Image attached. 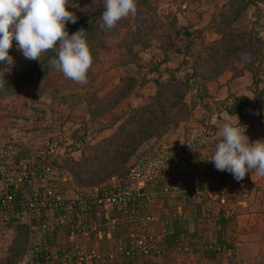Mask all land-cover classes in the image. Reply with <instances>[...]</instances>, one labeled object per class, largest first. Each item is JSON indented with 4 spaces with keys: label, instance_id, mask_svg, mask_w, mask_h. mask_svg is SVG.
<instances>
[{
    "label": "rangeland",
    "instance_id": "374dc122",
    "mask_svg": "<svg viewBox=\"0 0 264 264\" xmlns=\"http://www.w3.org/2000/svg\"><path fill=\"white\" fill-rule=\"evenodd\" d=\"M91 1L83 0L78 8L86 9ZM231 1L149 0L154 12L158 15L156 17L162 22L161 28L170 32L172 44L169 42L171 47L164 50L163 45L167 44V41L153 37L150 40V44L146 47L139 43H134L130 49L128 48L127 41L124 40L125 36L129 35L136 24H144L146 14H149L148 10L143 6L146 14H130L127 19L122 20L118 24L116 30L118 32V41L116 44L108 48L98 49L97 53L92 54L93 63L87 73L86 84L73 82L65 78L61 72L53 70L47 76L40 78L35 84L21 88L17 94L0 99V143L12 141L11 143L18 148L15 155L20 153L18 158L23 160L27 159V156L32 155L34 149H37L42 142L47 141L48 138L57 137L60 140V149L63 151L61 155H68L73 158L63 159L61 157L59 159V166L67 179L64 193H72L73 187L71 185H79L76 183L74 174L68 164L72 160L81 159L79 164L87 169V159L82 158L88 155L89 157H94L92 154L96 153L97 149L93 144L99 143L105 136L117 130V126L126 117V111L130 106H139L149 102L151 95L156 92L158 81L164 83L172 77L183 80L182 75L188 70L191 73L187 80H191L193 75L191 63L194 53H196L197 49L204 52L209 50L211 41L220 35L219 32L212 28L211 23L219 18L220 13L229 7ZM172 15H175V19H172ZM241 18L249 27L254 28L256 34L261 38L264 48V0H256L250 3ZM184 27L192 31V33L190 35L184 34ZM176 28L181 33L176 32ZM13 47V50L17 49L15 41H13ZM174 47H178L180 51H175ZM128 50L137 53L138 57L134 59L135 61L128 60V54H130ZM256 67L258 68L257 77L263 78L264 62H256ZM128 72L136 75V83L133 90L120 102L110 106L109 102H107L109 99L108 93L120 81V76ZM231 73L230 70L224 69L219 76L212 80L203 79V81L201 80L197 83L193 79L192 85L187 89L184 97L189 105L187 116L181 119L177 126L170 127L168 131L158 138H151L148 142L141 144L137 151L149 145L155 139L163 142H173L182 139L194 129L215 130L217 132L223 123L230 118L231 114L226 111V107L233 102L235 97L239 95L252 96L255 91L253 81L256 80V75H254L253 69H245L242 74L237 76H232ZM171 82L172 80L166 84L169 85ZM262 83V80L258 81L259 86ZM37 91H39V94L35 96L34 93ZM198 92L202 94V98L197 97ZM259 105L260 111H258ZM259 105L258 107L245 106L242 108V112L237 114L241 123L247 126L246 134L253 141L264 139V98ZM106 106H108L107 110L100 112V108ZM82 137H84V142L81 139ZM210 151L211 148L208 147L192 153V155L195 154L194 158L197 162L195 161L187 169L188 175L191 179L206 184L221 180L228 185V172L217 171L212 162L205 160L206 153ZM30 157L31 159H37L35 155ZM131 158L127 159L126 163H129ZM89 163L91 162L89 161ZM85 167L80 168L84 171ZM92 169H94L93 171L96 169L94 164L87 170L90 175L80 172L84 177V185L82 187L88 186L92 179L91 176L100 177L101 174L96 170L97 175H95V173H92ZM254 174L255 172L250 174L248 181L242 187L229 188L228 185L230 191L224 196V203L225 205H234L237 202V205L235 204L237 210H235L234 214L229 216V213L226 215L223 212L222 215H216L214 212H217L218 209L214 205L215 203L206 201V211H204L206 216L198 220V224L204 225L206 229L203 234L209 235L210 240L213 241L215 239L220 244L221 261L210 257L204 258L202 262H197L198 260L196 259L201 251L199 248L204 243V239L195 238V240H191L190 236L185 234L183 239H187L194 245L193 252H188L189 257L184 256L183 253H187L185 251L182 253L169 249L166 251L167 253L159 257L161 263L246 264L243 256L244 248H246L244 245L245 239L243 238L245 233H241V227L240 229L238 228V217L235 216L242 212L238 206L242 203L241 196L251 200L252 205L249 206L251 212L256 210L257 202L254 200L256 199L254 188L255 185L258 187L259 184L253 183L259 181H252ZM113 176L116 178L113 179ZM120 181V176L114 174L101 181L98 185ZM157 200L154 204L165 206L163 207L165 210L170 208L174 201L165 197H159ZM184 201V199H180V203L184 204ZM195 204V202L190 200L187 201L185 206L192 211V209H196ZM212 209H214V212ZM155 210L158 211L157 208ZM247 220H250V216H248ZM3 223L5 222H0V261L7 256L8 248L11 245L16 242L23 243L20 237V240L16 239L17 235H21V233L17 232V225ZM239 225L245 224L242 222ZM219 227L223 229L222 236L224 239L222 242L218 240L216 232ZM57 240H62V237L60 236ZM253 241H249L248 249L255 247V249L259 250L258 241L256 245L252 243ZM24 242L25 254L33 252L37 244H30L25 236ZM63 242L68 247L71 240L68 243L66 235H63ZM96 243L103 245L104 242L100 238L96 239ZM172 244L168 242L169 246H172ZM209 244H205V246L207 245L206 249L210 247ZM51 248L52 250L55 249L54 247ZM173 253H179V255L175 258L172 256ZM22 257L17 258L15 264H28L22 262ZM65 263H69V261L65 260ZM53 264L59 263L54 262Z\"/></svg>",
    "mask_w": 264,
    "mask_h": 264
},
{
    "label": "built area",
    "instance_id": "2783aa9c",
    "mask_svg": "<svg viewBox=\"0 0 264 264\" xmlns=\"http://www.w3.org/2000/svg\"><path fill=\"white\" fill-rule=\"evenodd\" d=\"M216 133L194 129L173 142L153 141L130 160L126 185H71L70 194L64 193L67 179L53 162L63 152L57 137L48 138L34 149L30 156L37 159H16L18 148L12 143H0V222L25 225L29 243L37 244L33 252L23 254L22 262L28 264H63L65 260L69 261L65 264H122L123 255H135L139 259L137 264H153L169 249L193 252L194 245L187 239L181 238L169 246L165 227L155 233L150 231L159 217L143 208L147 201H155L160 192L170 200L187 195L195 203H218L223 199L225 181L206 184L190 179L187 173L189 166L197 162L192 154L187 158V152L210 147L205 160L209 159L215 150ZM160 181L159 189L155 184ZM87 200L100 208L94 216L85 205ZM224 212L233 214L235 208L229 206ZM176 213L186 215L180 202L176 211L166 209L167 217L161 222L171 223ZM118 226L131 228L128 242L120 235H112ZM65 234L68 243L71 240L68 247L63 244ZM44 236L54 238L55 242H42ZM100 238L103 245L96 243ZM210 246L221 248L215 239Z\"/></svg>",
    "mask_w": 264,
    "mask_h": 264
},
{
    "label": "trees",
    "instance_id": "16d2710c",
    "mask_svg": "<svg viewBox=\"0 0 264 264\" xmlns=\"http://www.w3.org/2000/svg\"><path fill=\"white\" fill-rule=\"evenodd\" d=\"M255 1L256 0H232L229 7L220 13L219 18L212 21V28L219 32L220 35L211 41L209 50L204 52L200 49H197L196 53H194L191 63V67L193 68L191 80L183 81L179 78L172 77L170 78L172 82L169 85L166 83H168L170 80H167L164 83L162 81H158L156 92L155 94L151 95V100L149 102L139 106H130L126 111V117L123 119L121 124L117 126V130L112 131L110 134L105 136L99 143L96 142L93 144V146L95 145V148L97 149L96 153L92 154L94 157H89L88 155L82 158L87 159V169L85 166L79 164L81 159H76L74 161L72 160L71 163L68 164L74 174L76 183L79 186L82 187L84 185V177L81 175V173H88V175H90L87 170H89L92 164H94L96 167L95 171H93L94 169L91 170L93 171L92 173L97 175V170L101 175L100 177L91 176L92 179L88 183V186H85L86 188H92L114 174L120 176V183L122 185H126L128 183L126 178L127 167L129 164L128 162L126 163L127 159L134 155L131 158L133 159L139 153L141 149L137 151V148L141 144L148 142L151 138H158L164 132L168 131L170 127L177 126L180 120L187 116L189 105L184 97L187 89L192 85L193 79L198 83L201 80L203 81V79L212 80L216 78L224 71V69L230 70L232 72V76L242 74V71L245 69H253L254 75H256V77L254 76L256 80L253 81L255 84V91L252 96H254L255 99H250L249 96L244 95L236 96L233 102L228 105V107H226V111L229 114H240L242 112V108L245 106L258 107L259 103H261L264 98V77H257L258 68L256 67V62H264V48L262 45V40L256 34V31H254V28L249 27L247 23L241 18L243 12L250 5V3ZM82 2L83 0L79 2L76 0L78 5H80ZM88 5L89 6L86 9L70 8L71 11L75 12L78 19L76 23H69L66 25V27L70 35L81 27L85 28L90 50L92 51V54H95L97 53L98 49L108 48L109 46L117 43L118 32H116V30L118 25L112 31L102 30L100 28V24L102 23L101 16L104 11L103 0H92L91 3H88ZM143 6L148 10L149 14H146V10ZM138 13L143 15L145 13L146 19L144 24H136L129 35L125 36L124 40L128 42H126L128 48L130 49L134 43H139L143 47H146L148 44H150V40L153 37L167 41V44L163 45L164 50H166L168 47H171L170 32L161 28L162 22L157 18L158 15L154 12V8L150 4L149 0H137L135 14L137 15ZM172 19H175V15H172ZM171 24H173V22H171ZM175 31L181 33L178 28H176ZM183 32L186 35H190L192 33V31L185 27ZM13 49L14 47L9 50V54L14 58V65L10 69L7 65H0V99L17 94L21 88L35 84L40 78L47 76L49 72L55 70L49 64L50 59L55 56L54 52L48 51L43 53L41 55L40 62L27 60L17 49ZM174 50L180 51L178 47H174ZM128 51L130 53L128 54V60L131 59L135 61L134 59H137L138 57L137 53L132 52L131 50ZM260 80L263 81L261 86L258 85V81ZM135 83L136 75L134 73L128 72L121 75L120 81L108 93L109 99L107 102H109L110 106L117 104L129 93H131ZM38 94L39 91L34 93L35 96ZM197 97L202 98V94L198 92ZM108 106L104 108H98H100V112H102L107 110ZM258 111H260V105ZM81 139L84 142V137ZM154 141L160 140L155 139ZM11 142L12 141H7L6 143ZM61 154L62 153H60L59 156L53 158V162L57 164V166L60 165V161L58 162L56 159H61V157H63V159H73L68 155L63 156ZM191 154V151L187 152V158H189ZM19 155L20 153L14 157L17 159ZM192 156L195 157V154ZM88 160L91 163H89ZM80 167H85V170L82 171ZM253 172H255V170H253L252 173ZM250 174L251 173H246L243 180L237 181L230 173H228L227 181L229 182V188H236V186L242 187L248 181ZM160 185L161 181L157 182L155 187L160 189ZM228 185L225 195L230 191ZM153 187L154 185H152V188ZM160 193L157 195V199H159V197L168 198L167 196ZM157 199H155V201H145L147 205L143 208L144 211L158 213L159 218L153 226L149 227L150 231L155 233L156 231H160L162 227H165V237L167 244L168 242L171 244L175 243L177 240L183 238L185 234H188L191 240H195V238H203L204 243L200 245L199 250L201 251L199 253V257L196 259L198 260L197 262H200L203 258L210 257L219 261L222 260V253L219 252L221 248L214 249L210 246L206 249L207 245L205 246V244L210 243L209 245H211L213 241L210 240L209 235L203 234V232L206 230L204 225H201L200 223L198 224L199 218L206 216L204 212L206 211V201L202 203H196V209H192L191 211L185 206L187 201L192 200L190 196L186 195L184 197L177 196L172 198L171 200H174L173 204L170 206V208L166 209L171 212L176 211L177 203L180 202V199H184L186 203L185 201L184 204L182 202L181 203L186 215H178L176 213L177 215L172 217L173 220L171 223L163 224L161 220L165 219L167 214L166 210L163 208L165 206L154 204L156 201H158ZM85 205L93 216L95 215L96 211L100 209L96 203L90 200H87ZM214 205L218 209L217 212H214V209H212L216 215H222L227 207L233 206L229 204L225 205L224 197ZM156 208L158 211L155 210ZM231 215L232 214H229V216ZM97 217H100V214L97 215ZM3 224H15L17 225V232L21 233L20 236H16V239H19L20 237L23 243L21 244L16 242L11 245L8 248L7 256L0 261V264H15L17 258H21L23 256L25 249L24 236L28 239V230L26 229L25 225L19 223L6 222ZM130 230V227L118 226L117 229L113 231L112 235H120L125 240H127L129 239ZM222 230L223 229L219 227L216 231L218 240L221 242L224 239L222 236ZM42 242L51 244L55 242V239L49 236H44L42 238ZM63 244L65 243L63 242ZM185 252L187 253L182 252L184 256L189 257L188 251ZM178 255L179 253H173L172 256L176 258ZM120 259H122V264H137L139 261L135 255H123ZM153 264H159V262H153Z\"/></svg>",
    "mask_w": 264,
    "mask_h": 264
},
{
    "label": "clouds",
    "instance_id": "9594fccd",
    "mask_svg": "<svg viewBox=\"0 0 264 264\" xmlns=\"http://www.w3.org/2000/svg\"><path fill=\"white\" fill-rule=\"evenodd\" d=\"M103 2L100 28L104 31L114 30L136 12L137 0ZM78 7L76 0H0V65L9 69L14 65L9 50L15 41L27 60L41 62L43 53L54 52L50 66L65 78L86 84L93 63L87 33L81 27L70 35L66 27L77 22L70 8ZM246 128L237 114H231L217 131L214 153L207 159L217 171H227L237 181L253 170L264 176V139L250 140Z\"/></svg>",
    "mask_w": 264,
    "mask_h": 264
},
{
    "label": "crops",
    "instance_id": "0c3cea01",
    "mask_svg": "<svg viewBox=\"0 0 264 264\" xmlns=\"http://www.w3.org/2000/svg\"><path fill=\"white\" fill-rule=\"evenodd\" d=\"M257 180L259 182H254L253 184H259L257 187L255 185L254 191L256 199H254L256 203V210L254 212H251L249 210V206L252 205L251 200L248 198H245L241 196L242 205L239 204V209L242 211L238 213V228L241 227V233L243 234L244 245L246 248H244V260L246 264H264V176H259L255 172V174L252 176V181ZM258 194V195H256ZM238 201V200H237ZM237 205V202H235ZM233 205L235 207V210H237L236 205ZM244 205V206H243ZM248 216H250V220H247ZM242 219V220H241ZM244 222L245 225H239ZM254 240L252 243L256 245V242L259 244V250L255 249H248V243L249 241ZM254 245V246H255ZM199 257V255H198ZM207 259V258H205ZM204 261V258L200 261ZM159 264H162L161 261H158ZM195 262V261H192ZM164 263V262H163Z\"/></svg>",
    "mask_w": 264,
    "mask_h": 264
},
{
    "label": "water",
    "instance_id": "95a60500",
    "mask_svg": "<svg viewBox=\"0 0 264 264\" xmlns=\"http://www.w3.org/2000/svg\"><path fill=\"white\" fill-rule=\"evenodd\" d=\"M190 73H191L190 70H188V71H186V72L183 73L182 78H183L184 81L187 80V78L189 77V74Z\"/></svg>",
    "mask_w": 264,
    "mask_h": 264
}]
</instances>
